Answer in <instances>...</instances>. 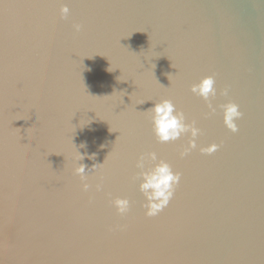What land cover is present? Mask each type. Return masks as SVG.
Here are the masks:
<instances>
[{
    "label": "water",
    "instance_id": "95a60500",
    "mask_svg": "<svg viewBox=\"0 0 264 264\" xmlns=\"http://www.w3.org/2000/svg\"><path fill=\"white\" fill-rule=\"evenodd\" d=\"M205 76L215 111L190 91ZM162 99L200 129L185 156L189 134L152 131ZM148 151L180 173L155 216ZM0 264H264V0H0Z\"/></svg>",
    "mask_w": 264,
    "mask_h": 264
},
{
    "label": "clouds",
    "instance_id": "9594fccd",
    "mask_svg": "<svg viewBox=\"0 0 264 264\" xmlns=\"http://www.w3.org/2000/svg\"><path fill=\"white\" fill-rule=\"evenodd\" d=\"M69 14L67 5H61L60 15L66 18ZM76 31L80 30V25H74ZM190 91L202 98L208 107L215 111L212 107V99L216 96L215 80L211 76L202 77L198 83L190 86ZM227 95V90L224 91ZM218 107L222 110V119L224 125L231 131L237 132L238 126L236 120L242 116L239 110V105L234 102H227ZM151 115L152 131L156 139L161 143L176 141L181 136L189 134L187 146L181 152V156H185L191 150L197 148L196 138L200 134V129L194 123L185 122L184 113L178 110L171 100L162 99L159 102H153L152 106L146 110ZM220 146L216 143L200 147V152L204 154H212L218 150ZM83 155L77 151L75 158L74 172L78 175L81 181L87 179L86 165L78 163L83 159ZM92 165L90 170L95 171V166ZM150 165V166H146ZM135 167L139 169L133 176V179L138 180V187L145 198V214L147 216H155L159 214L169 204L174 195L175 188L180 181V173L174 172L171 166L164 160L158 159L156 152H142L137 156ZM83 190L87 191L90 187L88 183L82 184ZM96 190L101 189V185L97 184ZM118 213L126 214L130 209V201L127 198L117 197L112 201Z\"/></svg>",
    "mask_w": 264,
    "mask_h": 264
}]
</instances>
